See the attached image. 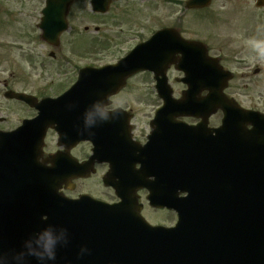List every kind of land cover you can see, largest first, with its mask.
<instances>
[{"label": "water", "instance_id": "water-1", "mask_svg": "<svg viewBox=\"0 0 264 264\" xmlns=\"http://www.w3.org/2000/svg\"><path fill=\"white\" fill-rule=\"evenodd\" d=\"M210 2L191 0L188 8ZM156 38L117 66L87 68L68 94L82 86L84 94L103 93L93 96L94 102L105 101L132 74L156 71V58L143 57L155 48ZM184 62V82L191 76L192 89L180 100L171 92L160 93L161 114L170 129L164 138L170 142L174 195L160 205L177 210V228L166 231L146 223L135 190L114 183L116 164L110 163L105 184L116 189L120 203L111 206L88 196L69 200L59 194L63 171L35 165L42 147L29 153L19 146L25 153L19 152L11 144L14 139L0 134V264H264V114L246 111L224 95L233 76L206 50L202 59L187 55ZM174 63L179 68L180 62ZM207 90V97H200ZM10 95L37 106L30 96ZM219 110L222 125L207 129L208 117ZM187 116L204 121L195 128L175 120ZM31 129L24 125L19 136ZM179 193L188 197L179 198ZM46 230L57 241L55 259L40 261L36 253L43 250Z\"/></svg>", "mask_w": 264, "mask_h": 264}, {"label": "flooded vegetation", "instance_id": "flooded-vegetation-1", "mask_svg": "<svg viewBox=\"0 0 264 264\" xmlns=\"http://www.w3.org/2000/svg\"><path fill=\"white\" fill-rule=\"evenodd\" d=\"M7 12L1 14L8 20V28L13 43L7 51L13 53L16 63L8 71V77L0 79V131L13 132L25 120H33L37 110L25 102L6 98V92L26 93L37 98V101L57 99L67 87L77 81L82 68L89 66V58L98 48L119 50L122 47L135 48L148 41L152 34L161 30H169L174 41L200 43L196 48L201 52L207 49L208 54L218 58L225 70L234 74L229 82L226 95L235 98L239 104L251 110L264 112L256 101L261 97H252L250 85L257 86L254 77L261 74L262 68H253L250 62L254 58H264V0H212L210 6L203 9H187L189 0H5ZM165 14H168L166 17ZM0 15V18H1ZM159 17L161 18L159 20ZM1 18V19H2ZM0 19V23L1 22ZM14 28V30H13ZM171 40V41H172ZM260 44V45H259ZM259 45V49L256 47ZM184 44L173 48L168 59H181ZM166 52V50H164ZM16 54L24 59L28 66L17 63ZM84 55V56H87ZM9 56L2 53L0 58ZM101 61V60H100ZM97 63L99 61H96ZM103 62V61H102ZM113 63V62H109ZM0 63V67H1ZM102 65V64H100ZM18 66V67H17ZM164 77L173 93H183L189 89L183 83L184 74L171 66ZM239 70V73L236 71ZM0 74H4L0 70ZM161 77V76H160ZM240 77V78H239ZM149 80V87L132 91L127 90L133 80ZM163 79V77H161ZM237 79L245 81L244 94L234 91L232 85ZM247 82V83H246ZM156 80L151 73H141L128 81L127 87L111 98V106L104 108L100 123L108 126L113 124L121 130V134L129 136L124 143L133 150L144 147L152 134L153 119L161 106L156 97ZM54 89L56 94L51 93ZM50 91V92H48ZM238 93V94H237ZM154 103L149 104L148 95ZM131 98L129 100H125ZM249 100L251 106L243 105V99ZM263 99V98H262ZM122 111L113 115V111ZM111 114V115H109ZM212 119L209 125L214 128ZM80 118L54 123L48 129L44 140V161L46 165L70 162H86L91 159L92 145L78 135L80 129L87 128ZM186 122L197 125L198 120L187 118ZM68 125V133L58 128ZM128 156L131 157L130 151ZM145 156H135V158ZM97 171L108 166L96 165ZM141 165L132 172L139 173ZM103 174V175H104ZM75 182V188L76 183ZM74 188V189H75ZM98 199L110 204L118 201L111 188H106ZM69 194V191H65ZM147 191L138 192L142 215L152 225H163L170 228L175 224L176 217L167 210L151 208L147 200ZM79 196V195H78ZM77 196V197H78ZM149 213L163 215L166 219L173 217L172 223L152 222Z\"/></svg>", "mask_w": 264, "mask_h": 264}, {"label": "rangeland", "instance_id": "rangeland-1", "mask_svg": "<svg viewBox=\"0 0 264 264\" xmlns=\"http://www.w3.org/2000/svg\"><path fill=\"white\" fill-rule=\"evenodd\" d=\"M7 10H8V8H7V4H6L5 0H0V15L3 13H6ZM165 15H166V17L168 16V14H165ZM1 18H2V15H1ZM160 19L161 18L159 17V20ZM1 22L2 23H0V55L2 53H4V51H5L6 53H9V56H5V57H3V59L0 58V63L2 64L0 67V70H2L4 72V74H2V75L0 74V79L7 78L8 77V71L12 67H14L16 64L15 62H14V64L12 63V61H13L12 59H13L14 54L7 51V48L11 45V43L14 42L12 37H10V31L8 28L9 22L7 19H3V18L1 19ZM13 30H14V28H13ZM259 45H256V47L258 48ZM128 51H129V48L127 49L126 47L120 48L119 51H112V50L107 51V49L98 48L97 51L94 52L97 54H93L92 56H89V55H87L89 53H87V54H81V56L86 57V58L90 57V59H92L93 61H99V63H102V61L109 62L112 60H117V59H119L120 56L125 55ZM84 55H87V56H84ZM14 61H16L19 64L23 63L24 66H28L26 64V62L24 61V59L21 58L20 55L16 54V59ZM250 62L253 65L252 67L262 68L261 74L257 77H254V81H255V84H257V86L250 85L248 87V90L249 91L251 90L252 97H256V98L261 97V101L260 102L256 101V103L259 104L258 107L260 109H262V108H264V58H254ZM86 63H89V61L87 60ZM236 72L239 73V70ZM148 83H150V81L145 80V79H144V81H141V79H139V81L133 80L130 84L131 86L129 88H127V90L132 91L133 87H135L137 89L149 87ZM244 83H245V81H243L241 79H237V81H235L232 84L235 88L234 91H236L238 93L240 92V94H244V92L242 91L243 89L248 91L247 88L244 87ZM145 84H148V85L145 86ZM0 92H1V90H0ZM51 93L56 94V91L53 90V92H51ZM178 95H179V92H175V96L177 97ZM147 97L149 99L150 105L152 103H154V99H152V96L150 94ZM129 99H131V98L127 97V99H125V100H129ZM2 100L3 99L0 96V101H2ZM242 103L245 106H251L249 100L245 101L243 99ZM221 120H222V114L219 112V114H217L216 116L213 117L211 123L214 124V126L218 127ZM104 172H105V169H100L98 172H96L95 175H92L90 179L79 182L76 186V190L74 192H72V194L69 196L74 197L78 194H83L85 192L91 193L94 195H98V196H100V195L102 196L106 192L105 188H103L101 186V180L103 178L102 175L104 174ZM147 216H149V218L151 219L152 222L161 221V222H165L167 224H170L174 220V218L171 216H170V218L166 219L167 217H164L161 214L154 216L153 214L149 213Z\"/></svg>", "mask_w": 264, "mask_h": 264}, {"label": "clouds", "instance_id": "clouds-1", "mask_svg": "<svg viewBox=\"0 0 264 264\" xmlns=\"http://www.w3.org/2000/svg\"><path fill=\"white\" fill-rule=\"evenodd\" d=\"M89 123H91V120H89ZM42 251L36 253L38 259L40 261H43L44 259H49V260H53L55 259V249H56V244L57 241L56 239L53 237L52 233L50 231H45L42 235Z\"/></svg>", "mask_w": 264, "mask_h": 264}]
</instances>
